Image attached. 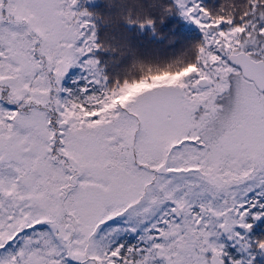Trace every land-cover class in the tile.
<instances>
[{
	"label": "snow or ice",
	"instance_id": "6c2138e0",
	"mask_svg": "<svg viewBox=\"0 0 264 264\" xmlns=\"http://www.w3.org/2000/svg\"><path fill=\"white\" fill-rule=\"evenodd\" d=\"M0 264H264V0H0Z\"/></svg>",
	"mask_w": 264,
	"mask_h": 264
},
{
	"label": "trees",
	"instance_id": "16d2710c",
	"mask_svg": "<svg viewBox=\"0 0 264 264\" xmlns=\"http://www.w3.org/2000/svg\"><path fill=\"white\" fill-rule=\"evenodd\" d=\"M100 2H102V3H103V2H107V0H100ZM149 50H150V51H154V50H157V49L155 48V46H150V47H149Z\"/></svg>",
	"mask_w": 264,
	"mask_h": 264
}]
</instances>
